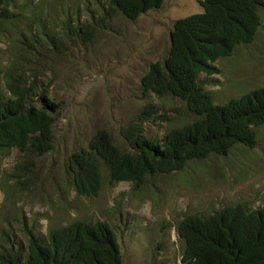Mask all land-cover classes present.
<instances>
[{
  "label": "rangeland",
  "instance_id": "374dc122",
  "mask_svg": "<svg viewBox=\"0 0 264 264\" xmlns=\"http://www.w3.org/2000/svg\"><path fill=\"white\" fill-rule=\"evenodd\" d=\"M200 1L165 0L135 21L110 11L107 0L15 1L7 13L11 21L0 27V71L14 68L28 86L34 83L36 99L47 96L59 108L51 152L0 156V246L7 236L24 251L27 232L45 241L49 230L102 221L117 235L122 264H183L177 228L185 217L264 205V126L254 129L255 149L236 146L227 156L149 176L139 187H110L106 172L97 197H79L73 187L71 157L88 149L99 131L127 154L140 136L162 141L170 130L199 119L179 99L145 94L142 80L168 57L174 22L203 12ZM261 18L252 44L218 60L216 75H201L217 105L264 85V9ZM150 106L159 121L141 120Z\"/></svg>",
  "mask_w": 264,
  "mask_h": 264
},
{
  "label": "trees",
  "instance_id": "16d2710c",
  "mask_svg": "<svg viewBox=\"0 0 264 264\" xmlns=\"http://www.w3.org/2000/svg\"><path fill=\"white\" fill-rule=\"evenodd\" d=\"M15 1L0 0V27L11 21L7 13ZM164 2L107 0V5L110 11L135 21L159 10ZM200 4L202 13L174 22L168 57L153 64L142 80L145 94L179 99L199 119L170 130L162 141L140 136L133 152L127 154L119 151L106 131H99L88 149L71 157L73 187L79 197H97L104 172L110 187L120 182L139 187L149 176L182 171L189 162L210 155L227 156L236 146L255 149L254 129L264 126V85L217 105L200 77L216 75L218 60L255 41L262 26L264 0H201ZM37 18L36 27L41 25ZM64 28L71 31L68 24ZM76 31H81L79 25ZM2 75L0 156L13 150L33 156L48 154L55 144L54 115L59 105L47 96L36 99L34 83L28 86L14 68L0 71ZM158 114L150 106L141 120L159 121ZM177 231L184 244L183 264H264V205L252 209L238 204L208 216L189 215ZM27 240L23 251L5 236L0 264H122L117 235L106 222H74L49 230L45 241L30 231Z\"/></svg>",
  "mask_w": 264,
  "mask_h": 264
}]
</instances>
